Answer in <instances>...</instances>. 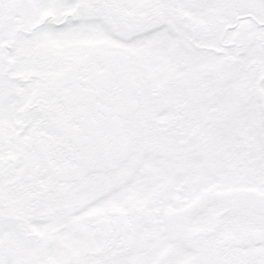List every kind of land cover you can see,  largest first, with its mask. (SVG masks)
Masks as SVG:
<instances>
[{"label":"snow or ice","instance_id":"1","mask_svg":"<svg viewBox=\"0 0 264 264\" xmlns=\"http://www.w3.org/2000/svg\"><path fill=\"white\" fill-rule=\"evenodd\" d=\"M0 264H264V0H0Z\"/></svg>","mask_w":264,"mask_h":264}]
</instances>
